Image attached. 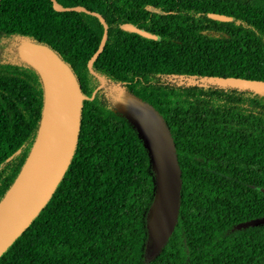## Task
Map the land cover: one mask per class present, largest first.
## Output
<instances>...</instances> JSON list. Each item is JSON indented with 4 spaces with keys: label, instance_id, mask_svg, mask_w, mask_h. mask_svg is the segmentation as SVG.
<instances>
[{
    "label": "trees",
    "instance_id": "trees-1",
    "mask_svg": "<svg viewBox=\"0 0 264 264\" xmlns=\"http://www.w3.org/2000/svg\"><path fill=\"white\" fill-rule=\"evenodd\" d=\"M57 1L101 14L108 38L95 75L88 62L105 33L97 16L58 12L51 0L4 2L0 202L32 151L45 104L22 42L51 48L89 99L65 175L0 264H264V95L233 83L264 81V0ZM128 100L159 116L179 170L176 222L156 252L158 173Z\"/></svg>",
    "mask_w": 264,
    "mask_h": 264
},
{
    "label": "water",
    "instance_id": "water-1",
    "mask_svg": "<svg viewBox=\"0 0 264 264\" xmlns=\"http://www.w3.org/2000/svg\"><path fill=\"white\" fill-rule=\"evenodd\" d=\"M51 1L58 12L83 11L97 16L104 25L105 33L100 47L88 62L89 69L96 75L93 64L108 38L106 20L101 14L85 7H64L57 0ZM4 2L5 0H0V12ZM209 17L222 22L234 20L232 16L219 13H210ZM123 28L149 39L159 38L131 23L125 24ZM19 54L40 73L45 89V104L32 151L14 185L0 202V256L45 207L65 175L78 141L82 104L85 99H89L82 93L70 67L48 46L23 41ZM233 83L264 95V81L234 80ZM132 101L150 113L147 116L149 119L139 117L138 113L131 115L147 141L158 173L159 194L150 224L152 250L156 252L164 244L176 222L180 176L174 147L163 122L150 108ZM155 241L160 244L156 246Z\"/></svg>",
    "mask_w": 264,
    "mask_h": 264
},
{
    "label": "rangeland",
    "instance_id": "rangeland-1",
    "mask_svg": "<svg viewBox=\"0 0 264 264\" xmlns=\"http://www.w3.org/2000/svg\"><path fill=\"white\" fill-rule=\"evenodd\" d=\"M127 109H128V111L132 114V115H136L137 113H138V116L140 117L141 116V118H142V116L143 117H145V118H147V119H149L148 117H149V112H145V110H142L141 108H140V106L139 105H137L136 104V102H134V101H132V100H128L127 101ZM148 116V117H147ZM160 243L159 242H156L155 241V245L157 246V245H159Z\"/></svg>",
    "mask_w": 264,
    "mask_h": 264
}]
</instances>
